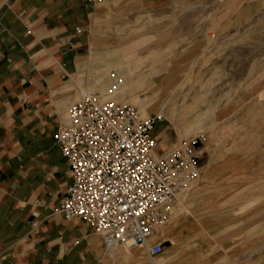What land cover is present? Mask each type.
I'll list each match as a JSON object with an SVG mask.
<instances>
[{
  "label": "rangeland",
  "instance_id": "374dc122",
  "mask_svg": "<svg viewBox=\"0 0 264 264\" xmlns=\"http://www.w3.org/2000/svg\"><path fill=\"white\" fill-rule=\"evenodd\" d=\"M111 5L114 12L104 22L92 20L75 101L85 93L104 100L115 74L122 83L113 100L144 117L163 114L164 121L151 130L160 154L204 137L200 178L189 191L224 194L218 200L220 235L242 238L244 221L249 228L244 237L264 240V0H111ZM194 201L179 211L184 221L175 226L180 228L175 239L190 232L185 216L215 213L209 199ZM196 233L194 238H210L209 232ZM158 238L166 240L167 230L159 228ZM123 250L134 251L143 264H163L162 255L151 260L139 247Z\"/></svg>",
  "mask_w": 264,
  "mask_h": 264
},
{
  "label": "crops",
  "instance_id": "0c3cea01",
  "mask_svg": "<svg viewBox=\"0 0 264 264\" xmlns=\"http://www.w3.org/2000/svg\"><path fill=\"white\" fill-rule=\"evenodd\" d=\"M113 12L111 0L93 7L84 0H0V264L141 263L134 251L106 253L82 220L55 213L72 180L51 137L79 96L92 20L104 22ZM219 193L189 191L172 208L163 264H264V240L244 237V221L242 238L219 234ZM198 199H209L215 213L185 216L190 232L175 239L184 221L179 211ZM196 232L210 238H194ZM185 246L192 248L187 254Z\"/></svg>",
  "mask_w": 264,
  "mask_h": 264
},
{
  "label": "built area",
  "instance_id": "2783aa9c",
  "mask_svg": "<svg viewBox=\"0 0 264 264\" xmlns=\"http://www.w3.org/2000/svg\"><path fill=\"white\" fill-rule=\"evenodd\" d=\"M84 2L93 7L101 0ZM111 81L104 100L85 93L57 122L51 140L72 182L55 213L82 220L108 254L139 247L154 260L163 252L158 229L167 226L172 208L200 178L206 139L191 138L160 154L151 130L163 114L144 117L113 100L122 79L112 74Z\"/></svg>",
  "mask_w": 264,
  "mask_h": 264
},
{
  "label": "bare ground",
  "instance_id": "6f19581e",
  "mask_svg": "<svg viewBox=\"0 0 264 264\" xmlns=\"http://www.w3.org/2000/svg\"><path fill=\"white\" fill-rule=\"evenodd\" d=\"M110 71H111V69H110Z\"/></svg>",
  "mask_w": 264,
  "mask_h": 264
}]
</instances>
